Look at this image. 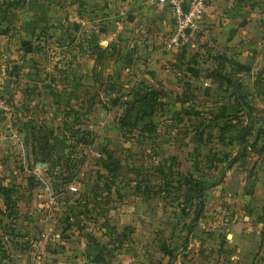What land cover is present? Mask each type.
I'll list each match as a JSON object with an SVG mask.
<instances>
[{
  "label": "rangeland",
  "instance_id": "rangeland-1",
  "mask_svg": "<svg viewBox=\"0 0 264 264\" xmlns=\"http://www.w3.org/2000/svg\"><path fill=\"white\" fill-rule=\"evenodd\" d=\"M25 1L0 0V264H209L228 203L195 189L224 181L240 134L264 131V0H247L260 56L190 53L199 78L175 80L98 1Z\"/></svg>",
  "mask_w": 264,
  "mask_h": 264
},
{
  "label": "crops",
  "instance_id": "crops-1",
  "mask_svg": "<svg viewBox=\"0 0 264 264\" xmlns=\"http://www.w3.org/2000/svg\"><path fill=\"white\" fill-rule=\"evenodd\" d=\"M28 1L23 4L24 10L30 7ZM82 1L89 7L94 5L93 0ZM96 1L98 12L105 11L100 17L106 19L108 15L114 21L117 32L121 34L118 38L131 41L133 50L138 52L136 57L156 60L166 54L165 70L156 69L153 76L163 73L164 77L175 80L181 74H188L189 77L199 78V70L184 65L183 58L191 57L190 53L195 56L203 52L217 57L220 55L227 60L250 58L255 52L258 56L261 54V20L256 0L252 8L247 0H213L204 10L195 36L186 46L174 49L167 47L173 22L166 6L156 0H127L122 4H113L106 12V0ZM41 4L40 1L37 5L33 2L34 9H41ZM36 25L38 27L36 23L34 27ZM206 43L208 47L204 49L202 46ZM251 44H257L258 50H254ZM184 50H187L186 54ZM148 76L144 75L145 78ZM149 83L154 87L159 85L154 83V79ZM238 139L237 144L241 147L238 161L227 171L224 170V181L212 188L215 196L210 195L213 203L214 199H224L228 203L218 217H224L229 224L223 228L227 231L226 242L216 245L220 252L209 264H264V131L261 135L251 131L244 139V145ZM250 139L252 142L248 145ZM216 211L221 212V207H217ZM215 223L219 225L218 221ZM217 229L221 231V228Z\"/></svg>",
  "mask_w": 264,
  "mask_h": 264
},
{
  "label": "built area",
  "instance_id": "built-area-1",
  "mask_svg": "<svg viewBox=\"0 0 264 264\" xmlns=\"http://www.w3.org/2000/svg\"><path fill=\"white\" fill-rule=\"evenodd\" d=\"M166 6L173 22V30L168 39V49L180 48L195 36L206 7L213 0H156Z\"/></svg>",
  "mask_w": 264,
  "mask_h": 264
},
{
  "label": "trees",
  "instance_id": "trees-1",
  "mask_svg": "<svg viewBox=\"0 0 264 264\" xmlns=\"http://www.w3.org/2000/svg\"><path fill=\"white\" fill-rule=\"evenodd\" d=\"M156 98H157V95H151V97H148V98H144V97H140L139 98V100L137 101V102H139V103H141L142 104V106H151L152 104H154V102H156ZM134 110H135V105L134 106H130L129 107V112H134ZM141 114H142V116L143 117H146L147 115L146 114H144V113H142L141 112ZM152 115V114H151ZM231 127H228V129L227 130H229ZM222 133L223 132H226V126H225V129H222V130H220ZM251 132L247 129V130H245L242 134H240L238 137H239V139L238 140H241V141H243L242 142V144L244 145V143H245V138L250 134ZM202 137V136H201ZM238 161V158H235L234 160H232V161H230L229 162V167L231 166V165H233V164H235L236 162ZM159 171H160V169H159ZM186 178H190L189 176H186ZM218 184H212V185H210V186H206L205 184H203V183H200L199 185H197V188L195 189V191H196V199L198 200V201H201V199H202V194H203V192L206 190V187L207 188H209V187H215V186H217ZM200 208H201V204H200Z\"/></svg>",
  "mask_w": 264,
  "mask_h": 264
},
{
  "label": "water",
  "instance_id": "water-1",
  "mask_svg": "<svg viewBox=\"0 0 264 264\" xmlns=\"http://www.w3.org/2000/svg\"><path fill=\"white\" fill-rule=\"evenodd\" d=\"M108 90L110 91V88H108Z\"/></svg>",
  "mask_w": 264,
  "mask_h": 264
}]
</instances>
